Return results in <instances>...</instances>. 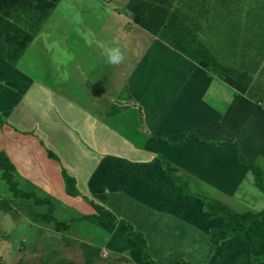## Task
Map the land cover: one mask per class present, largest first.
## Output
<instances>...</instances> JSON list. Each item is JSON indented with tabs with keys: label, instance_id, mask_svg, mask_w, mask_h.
I'll list each match as a JSON object with an SVG mask.
<instances>
[{
	"label": "crops",
	"instance_id": "obj_1",
	"mask_svg": "<svg viewBox=\"0 0 264 264\" xmlns=\"http://www.w3.org/2000/svg\"><path fill=\"white\" fill-rule=\"evenodd\" d=\"M131 1L59 0L16 66L0 59V150L35 194L80 215L94 212L91 200L128 222L155 264H264L240 231L210 243L222 218L173 186L157 158L186 176L191 192L238 213L264 208L235 155L264 176V42L231 36L227 3L140 0L165 19L153 34L133 21ZM35 45L46 46V59ZM106 47H118L122 61L109 64ZM200 47L250 76L248 85L208 68ZM62 169L81 196L64 193ZM100 230L109 236L103 253L128 250L143 264L122 226Z\"/></svg>",
	"mask_w": 264,
	"mask_h": 264
},
{
	"label": "trees",
	"instance_id": "obj_2",
	"mask_svg": "<svg viewBox=\"0 0 264 264\" xmlns=\"http://www.w3.org/2000/svg\"><path fill=\"white\" fill-rule=\"evenodd\" d=\"M58 1L59 0H0V59L10 66L15 67L34 35L39 31L40 25L48 17ZM214 3L215 6L226 3L228 4L229 0H214ZM128 7L133 13V21L153 34L157 32H154V28H156L157 24H160L165 20L156 10L159 6H151L147 3H142L140 0H135L133 2L131 1ZM222 16L223 20H225L224 15ZM214 19L216 20V15ZM228 24V32H230L232 36H235L233 30L235 32L237 28L232 24L230 25L229 22ZM262 37L264 38V35H262ZM242 46L244 47L245 45L243 44ZM200 48L201 51L199 54H201L202 60L208 68L215 73L228 76L243 86L248 85L251 80L250 76H247L238 69L229 67V65L219 63L209 50L204 47ZM5 124L6 120L0 114V127ZM235 155L239 163L247 168L254 176V185L257 189L264 193L260 168L257 167V165L245 164L237 149H235ZM47 156L57 160L50 151H47ZM259 156L264 157V145L259 152ZM157 158L162 170L165 172L173 186L177 187L183 195L197 198L202 204V211L208 214L211 218L217 216L222 218L226 227L211 229L209 232L210 243L217 244L219 241L226 239L230 232L240 231L249 246L251 259H260L264 261V208L257 212L245 211L238 213L232 210L228 205L205 193L191 192L189 190L187 177L181 174L175 167L171 166L163 157L158 156ZM61 177L63 180L64 193L66 195L70 197L81 196L75 186V180L63 169L61 170ZM0 179L7 185V189L13 197L29 198L32 199L35 205H45L46 211L44 213H36L35 215L38 216L42 222L49 224L52 230L55 232H66L69 229V223L71 220H59L53 216L54 206L50 197L39 198L33 191H22L18 187L19 180L14 166L1 150ZM86 201L93 208L94 212L91 214L79 215L77 220H86L92 224L114 223L122 226L124 228L123 235L132 242L133 250L138 252L140 261L143 262V264H155L149 256L146 241L140 232L135 231L128 222L122 219H117L111 211L103 206L98 205L91 200L86 199ZM0 204L3 205L0 206L3 208L2 210H10L3 201H0ZM78 245L82 250L84 258L83 264H94L98 258L102 257L101 250L98 246L89 245L84 242H79ZM108 258L113 260L112 264H134L122 260L118 254L111 253L108 255ZM0 264L6 263L0 262ZM44 264H74V262L59 258L51 263L47 262ZM173 264L190 263L179 259Z\"/></svg>",
	"mask_w": 264,
	"mask_h": 264
},
{
	"label": "rangeland",
	"instance_id": "obj_3",
	"mask_svg": "<svg viewBox=\"0 0 264 264\" xmlns=\"http://www.w3.org/2000/svg\"><path fill=\"white\" fill-rule=\"evenodd\" d=\"M223 11L225 21L237 28L235 32L233 30L236 37H246L247 35V39L253 41L259 38L258 42L262 45L264 40L260 36L264 35V0H229ZM35 47L40 49L38 45ZM43 48L37 52V57L46 59L48 57L45 51L46 46ZM261 164L264 165V160L261 161ZM252 177L254 184V176L252 175ZM262 183L264 185V176H262ZM18 187L22 191H32L30 187H25L21 181H19ZM254 187L253 190H257L255 185ZM36 196L42 198L46 195L39 192ZM0 201L10 208L5 211L0 207V262L6 264H44L59 258L71 260L74 264H83L84 258L78 241L88 240L100 247L101 238L109 237L108 234L105 235L100 230L106 224H92L86 220H77L79 213L67 204L51 198L54 206L53 216L59 220H71L66 232H55L49 224L42 222L35 215L44 213L45 205H35L29 198L13 197L1 179ZM0 206L3 205L0 204ZM123 240L119 245L120 248L123 247ZM111 253L118 254L124 261L137 264L135 255L128 250L117 252L106 250V253L101 251L102 257L98 258L94 264H112L113 260L108 258Z\"/></svg>",
	"mask_w": 264,
	"mask_h": 264
},
{
	"label": "clouds",
	"instance_id": "obj_4",
	"mask_svg": "<svg viewBox=\"0 0 264 264\" xmlns=\"http://www.w3.org/2000/svg\"><path fill=\"white\" fill-rule=\"evenodd\" d=\"M102 54L106 56L107 62L112 65L120 63L123 59L121 51L118 47H106Z\"/></svg>",
	"mask_w": 264,
	"mask_h": 264
}]
</instances>
